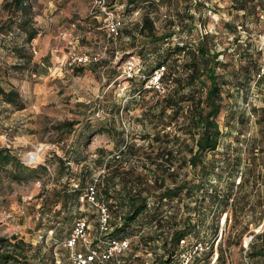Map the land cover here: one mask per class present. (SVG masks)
Masks as SVG:
<instances>
[{
  "label": "rangeland",
  "instance_id": "rangeland-1",
  "mask_svg": "<svg viewBox=\"0 0 264 264\" xmlns=\"http://www.w3.org/2000/svg\"><path fill=\"white\" fill-rule=\"evenodd\" d=\"M7 1L0 0V24L7 19L4 4ZM231 1L205 0L203 7L193 5V21L183 28L180 24L173 27L176 33L171 38L172 43L195 42L204 32L214 34L213 42L222 51L220 58L227 64L218 69L223 80L220 88L223 109L217 117L222 138L217 150L204 157V165L211 170V177L205 178L199 170H193L189 165L182 167L175 161L170 164L172 168L169 170L173 174L165 175L166 185L171 186L175 176L178 181L186 179L190 185L205 183L208 194L213 189L226 191L227 185L232 183L231 169L228 171V168L235 155L240 152L245 158L250 138L260 135L256 114L260 115L263 109L264 115V10L236 11L231 8ZM254 3L251 0L247 5ZM99 4L98 0H32L30 23L38 30L31 42L35 50L32 58L38 63L43 61L45 65L39 69V74L32 70V64L23 70L9 68L16 61L15 53L11 54V46L20 42L22 32L12 22L8 28L6 24L2 29L0 26V84L5 90L15 88L21 99V106H18L6 103L0 95V148L7 149L14 159L28 167L45 166L40 176H27L25 171L19 174L20 180L15 178L17 168L14 165L0 166V237L16 235L45 256V260L39 259L40 255L34 256L31 250L29 264H48L46 261L51 258L49 252L55 264H72L71 249L64 246L62 240L77 219H85L88 228L84 240L79 239L73 250L91 247L98 235V216L88 204L91 201L87 196H80L78 204L69 205L73 210L68 211L62 207L60 197L54 195V189H61L67 176V187L77 184L76 179L68 174L66 164L73 172L86 165L92 170L94 179L98 180L108 173V167L103 166V162H107L111 154L118 153L125 142L126 145L134 143L133 147L137 150L127 154L122 167H134L136 173L146 176L150 170L144 164L151 168L146 154L154 156L160 143L165 141L152 139L150 146L141 135L168 132L169 137H173L172 143H180L178 147L181 151L185 150L183 141L191 143L188 135L178 128L182 119L180 116L164 128L161 123L165 121L144 118L142 110L153 105L158 95L166 92V87L164 93H158L147 85L149 82L141 75L134 81L123 78L127 61L132 57L139 59L140 39L133 43L122 37L112 42L109 39L115 37L107 31L111 20L120 19V26L124 23L126 27H131L140 20L142 13L148 12L154 19L156 32L160 33L170 29L167 20L174 15L166 4L158 8L140 4L132 12H124V2H115L113 8L105 5L111 16L108 18ZM182 5L178 4V10L183 12ZM10 31L14 34L13 39L7 37ZM167 45L166 42L160 51ZM149 48L151 45L147 46ZM74 56L87 59L70 64ZM155 57V53L150 55L148 62ZM92 63H97L93 65L95 68L98 66L96 70L87 67ZM141 65L143 62L139 60L138 66ZM145 73V70H140V74ZM140 83L142 87L137 94L136 88L139 89ZM69 122L70 125L67 124ZM100 127L111 131L95 132ZM112 127L122 131L123 142ZM98 149H102L99 150L102 153H98ZM99 154H103L102 162L93 163L92 160ZM165 164L162 165L165 167ZM201 187L178 200H163L155 214L162 220L161 227L155 228L153 223L145 227L141 225L136 234L128 237V249L121 257L123 263L151 264L163 252L161 237L186 221L194 227V231L186 237V243L205 239L209 242L220 237L219 243L224 246L236 230L253 219L251 212H240L233 224L232 208L227 207V212L219 211L224 204L217 206L215 200L200 190ZM232 189L236 190L234 186ZM250 189L247 190L249 195H256ZM154 199L150 196L149 204ZM224 213L227 220L221 225ZM263 228V223L254 228L249 222V228L242 232L240 244L227 250L232 264H248L242 259L240 245L252 230L258 232ZM139 236H143L144 241ZM180 248H177L172 264L176 262ZM253 263L264 264V259L256 258ZM96 264L112 263L104 261Z\"/></svg>",
  "mask_w": 264,
  "mask_h": 264
},
{
  "label": "trees",
  "instance_id": "trees-1",
  "mask_svg": "<svg viewBox=\"0 0 264 264\" xmlns=\"http://www.w3.org/2000/svg\"><path fill=\"white\" fill-rule=\"evenodd\" d=\"M205 0H106V5L109 8H113L115 2H121L123 4L124 12H132L140 4L144 7L153 5L158 8L161 4H166L171 15L167 20V27L170 29L157 33L155 30L154 19L150 13H142L140 20L133 23L131 27H126L124 23L118 29L117 35L114 39H109L112 42H117L118 39H128L133 43L140 39V47L138 48L139 60L143 62L140 70H145L143 75L144 79L148 78L152 72L163 66L164 71L160 77L161 83L166 87V92L162 95H158L155 103L148 108L142 110L144 118L150 119V121L163 120L165 123H161L162 127L168 126L173 121H177L180 116L182 119L178 123V128L182 129L190 138L191 143H185L182 145L184 151H181L178 147L180 143H172L168 132L157 131L152 135L150 133H144L142 136L145 142H148L151 146V140L154 139L164 140L165 143H160L158 150L154 156H148V162L151 163V168L144 164L145 168L150 171L148 175L136 173L134 167L123 168V160L127 157V154L136 151L137 148L133 147L134 143H129L124 147L119 148L118 153L111 154L110 159L107 162H103V166H107L108 170L106 175H102L98 180L92 176V170L86 165H83L78 172L71 171L70 167L66 164L68 174L71 178L76 179L77 184L74 183V187H67L69 176L66 177V181L61 189H54V195L60 197L61 205L67 208L69 205L78 204L79 197L83 194L86 196V190L89 186L94 190V202H89L97 214V227L98 235L94 238L93 245L91 247L101 249L105 243L109 240H118L131 237L136 234L141 228L148 224V226L155 224L161 227L162 220L156 217L157 209L162 205L163 200L180 199L182 195H190L193 191L201 187L206 195H209L216 201L217 206L224 204V208L219 207V211H226L230 206L234 212V222H237V216L240 212L243 214L248 211L251 212L253 219L248 221L243 228L236 230L232 239L229 238L226 245L222 243L217 245V258L215 264H226L229 253L227 250L234 245H239L241 241L242 232L249 228V222L254 225V228L260 224H264V117L263 109H261L260 115L256 114L259 122V137H252L246 146V157L243 158L240 152L235 155L233 163L230 167L231 184L227 185V190L214 189L208 194L206 190V184L201 182L196 185H190L186 179L180 181L174 176L172 185H166L165 175L170 173L172 168L170 164H174L175 161L178 165L188 166L195 170H199L205 178L211 177V170L204 165V157L207 153L215 152L220 144L222 138V132L219 128L217 117L223 109L221 85L223 80L221 79L218 69L225 67L227 62L220 58L222 51L217 49L216 44L213 42V35L209 32L201 33L195 42H184L179 44L178 42H171V38L176 33L173 27L180 24V28L191 23L194 19V15L191 11V7H203L202 2ZM207 1V0H206ZM251 0H232L231 4L233 10L248 12L249 9L260 11L264 10V0H254L255 3L252 6H248V2ZM253 1V0H252ZM7 7V19L4 20L0 26L1 29L5 26L9 27V23L16 24L19 30L22 32L20 35V42H16L11 46L13 52L16 55V61L9 67L13 70H23L28 68L32 64L34 72L39 74V69L43 68L44 62H35L33 60V54L35 50L31 47L32 39L35 38L38 30L30 23V9L32 8V0H8L4 3ZM178 4H183V12L178 10ZM19 14V15H18ZM13 15V18L10 16ZM189 21H186L187 19ZM230 26V25H228ZM231 27V26H230ZM235 31V28H231ZM125 34V35H123ZM9 39H13L14 34L7 33ZM168 43L167 47H164L162 51L160 48L164 44ZM151 45V48L147 49V46ZM9 51V49H8ZM156 54L155 59L148 62L149 56ZM149 54V55H148ZM92 62V61H91ZM92 63L87 65L92 70H96ZM255 67L256 64L254 63ZM264 74V72H263ZM262 74V75H263ZM261 75H259L260 77ZM143 79V81H144ZM135 78H132L134 81ZM141 81V83H143ZM140 83L138 94L141 90L142 84ZM155 92V91H154ZM0 95L6 103H14L21 106V99L19 93L15 88L5 90L0 84ZM168 117V119H167ZM63 124H66L63 122ZM70 125V122L67 123ZM114 128L113 131L120 136V140L123 142L122 131ZM111 131L105 127H100L95 132ZM171 144V145H170ZM176 147V149L174 148ZM102 149H98L99 151ZM103 154H99L98 157L93 159V163L102 162ZM117 155V157H116ZM134 155V154H133ZM167 162V163H166ZM59 163V164H61ZM98 163V164H99ZM166 163V164H165ZM241 163H243L241 165ZM14 165L16 169L15 177L20 180V175L23 172H27V176H40L42 171H45V166L38 165L30 166L22 164L18 160L14 159L10 152L5 148H0V166ZM165 164V167L162 165ZM241 165V166H240ZM259 167L261 169H259ZM233 186L236 189L233 191ZM230 188V189H229ZM248 188L256 195H249ZM233 191V192H232ZM154 196L155 199L152 204H149V197ZM95 202L102 203L107 211L108 218L105 223V229H101L100 212L95 206ZM152 205V206H150ZM153 209V210H152ZM223 211V212H224ZM259 212L258 216L257 213ZM220 213V212H219ZM140 216V218H139ZM67 218V216H65ZM227 218V217H226ZM81 219V218H80ZM77 219L71 227L68 234L64 235L63 244L72 232ZM227 220V219H226ZM234 227V225H233ZM88 228V222L87 227ZM192 224L186 221L184 224L177 226L170 230L168 235L161 237L163 252L152 261L151 264H172L173 257L179 247V241L186 239L194 230ZM252 238L249 241L247 248L243 254V246L240 245L242 252V259H246L248 264H254L253 260L256 258L264 259V228L261 231H251ZM216 235V234H215ZM214 235V236H215ZM213 236V237H214ZM143 236H139L140 239ZM62 238V236L60 237ZM202 242H208V240H196ZM211 242V241H209ZM148 243V241H146ZM33 251L34 256L40 255V250L36 247L25 242L22 238H18L16 235H11L8 238L0 237V264H29L30 251ZM80 250V249H78ZM83 251V250H81ZM51 258L46 261L48 264H55L52 254L49 252ZM212 255V251H206L193 264H206ZM44 255H40L39 259L45 260ZM123 257V256H122ZM114 264L113 259L106 260ZM121 264L123 258H121ZM93 262L92 264H96ZM242 263V260H241ZM214 264V263H213Z\"/></svg>",
  "mask_w": 264,
  "mask_h": 264
},
{
  "label": "built area",
  "instance_id": "built-area-1",
  "mask_svg": "<svg viewBox=\"0 0 264 264\" xmlns=\"http://www.w3.org/2000/svg\"><path fill=\"white\" fill-rule=\"evenodd\" d=\"M99 5L102 6L103 11L107 14L108 18H111L109 10H105L106 0H98ZM121 20L114 19L108 23V34L111 36H116L118 29L120 28ZM86 57H77L74 56L70 59L69 63H73L77 61H85ZM139 59L132 57V59L127 61V65L123 69V75L125 79H132L137 76H143L140 74V67L138 66ZM164 71L163 66L156 68L152 74L146 78V81L149 82L147 84L153 91L158 93H164L165 88L164 85L160 81V77ZM144 78V77H143ZM117 157V155H116ZM86 196L91 202H94V190L92 186H89L86 190ZM96 208L100 212V222L101 229H105V223L108 218V214L105 206L102 203L95 202ZM226 214L224 213V217L221 218L220 224L223 225L226 221ZM87 227V221L83 218L79 219L70 233L69 237L65 240L64 246L71 249V263L72 264H92L93 262H104L108 259H113L114 264H121V257L128 249L129 246V238H123L118 240H109L105 243V245L101 249L86 247L85 250H73L74 245L79 239L84 240V234ZM258 231V229H256ZM220 236V235H219ZM252 238V234H249L242 243L243 246V254L249 241ZM219 239L215 238L214 241L211 242H202V241H193L191 243H186V239H181L179 241V254L176 258V262L174 264H192L193 261L198 260L203 253L206 251H212V255L209 261L206 264H213L216 261L218 252L217 245L219 243ZM227 262L226 264H232L230 258L226 256ZM246 260V259H244Z\"/></svg>",
  "mask_w": 264,
  "mask_h": 264
},
{
  "label": "bare ground",
  "instance_id": "bare-ground-1",
  "mask_svg": "<svg viewBox=\"0 0 264 264\" xmlns=\"http://www.w3.org/2000/svg\"><path fill=\"white\" fill-rule=\"evenodd\" d=\"M34 157H36V155H34Z\"/></svg>",
  "mask_w": 264,
  "mask_h": 264
}]
</instances>
